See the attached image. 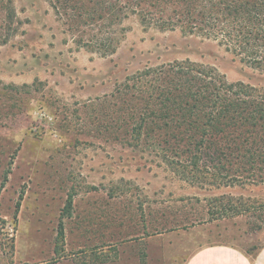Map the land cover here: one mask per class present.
<instances>
[{
    "label": "rangeland",
    "instance_id": "1",
    "mask_svg": "<svg viewBox=\"0 0 264 264\" xmlns=\"http://www.w3.org/2000/svg\"><path fill=\"white\" fill-rule=\"evenodd\" d=\"M126 1L0 0V264H184L264 244V70ZM179 64L234 86L236 119L197 167L167 144L181 139L156 152L129 136Z\"/></svg>",
    "mask_w": 264,
    "mask_h": 264
},
{
    "label": "trees",
    "instance_id": "2",
    "mask_svg": "<svg viewBox=\"0 0 264 264\" xmlns=\"http://www.w3.org/2000/svg\"><path fill=\"white\" fill-rule=\"evenodd\" d=\"M125 4L126 11L144 13L141 22L145 25L155 26L160 31L177 28L187 35L211 39L240 62L264 70V0H139L136 5L128 1ZM115 8V4L109 3L106 15H119ZM78 10L82 18L95 17L92 9ZM147 16L154 23L145 21ZM95 21L91 18L82 22ZM100 45L103 46L102 41ZM174 67L177 72L167 76L168 82L153 87L159 103L139 108L142 117L132 119L129 136L136 145L142 143V138H148L147 145L156 152L168 139L174 142L181 139L178 146L167 144L176 150L185 148L179 156H184L188 165L197 167L207 154L215 159L220 151L216 141L220 127L236 119L232 102L234 86L196 66ZM261 109L254 108L251 114L240 111L238 118L243 123L257 122Z\"/></svg>",
    "mask_w": 264,
    "mask_h": 264
},
{
    "label": "crops",
    "instance_id": "3",
    "mask_svg": "<svg viewBox=\"0 0 264 264\" xmlns=\"http://www.w3.org/2000/svg\"><path fill=\"white\" fill-rule=\"evenodd\" d=\"M184 264H264V244L251 253L231 244L203 246Z\"/></svg>",
    "mask_w": 264,
    "mask_h": 264
}]
</instances>
